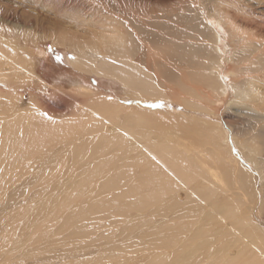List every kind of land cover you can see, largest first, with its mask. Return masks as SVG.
<instances>
[{
    "label": "bare ground",
    "instance_id": "6f19581e",
    "mask_svg": "<svg viewBox=\"0 0 264 264\" xmlns=\"http://www.w3.org/2000/svg\"><path fill=\"white\" fill-rule=\"evenodd\" d=\"M48 1L0 9V264H264V0ZM48 37L118 94L62 104Z\"/></svg>",
    "mask_w": 264,
    "mask_h": 264
},
{
    "label": "rangeland",
    "instance_id": "374dc122",
    "mask_svg": "<svg viewBox=\"0 0 264 264\" xmlns=\"http://www.w3.org/2000/svg\"><path fill=\"white\" fill-rule=\"evenodd\" d=\"M0 1L2 2L0 5V9L3 8L5 5H7V8H11L14 6H17L18 8H22L25 11V16H27L29 19H32L33 21L39 22V25L41 24V26L43 28L42 29L43 31H42L41 28L39 27L40 28L39 30L41 32H44L45 30H46V32L47 31L50 32L52 30L53 32L59 33V30H60V32L61 31L63 32V31L68 30V28H71L70 23H67L66 22L67 20H65V19H67L64 16L65 15L64 13H66V12L63 13V11H65V10H62L61 12L57 8H56V10H54L53 5L52 4L50 5L48 0H41V2H40V0L39 1L34 0V2L32 1V3L30 1V3L29 2L26 3L25 7H24V4H20L21 0H0ZM24 1H26V0H24ZM51 8H53V9H51ZM38 12H39V14H37ZM68 12L72 13V11H69V10H68ZM40 14L43 16H41ZM33 15H34V17H33ZM61 15H63L64 17ZM36 16L38 17V19H36L37 18ZM58 20H60L59 21L60 23L58 22ZM53 23H55V24H53ZM64 23H66V24H64ZM42 24L44 25V27ZM54 25H56L57 27L59 26V28H62V29H59V28L57 29L56 27H53ZM56 33H50L51 34L50 37H52V34L54 35ZM33 35L36 36L37 34H33ZM50 37L43 38V39H36L35 40L36 43L34 40H30V41L24 40V41L18 42L16 45L19 46V51L21 54H24L27 56L30 55L29 57L35 58V62H36L35 68L36 69L39 68L37 70V73L44 80H46L48 83H50V84L52 83L51 90L59 91V95H60L59 101L63 102L62 104H64L65 101L68 102V101H72L74 99L76 101H78V100L83 99L82 97H84V96L80 93V90L77 89V88H79L78 85L74 84L76 81H82L87 86L93 88L95 91H98V92H101V91L103 92L105 90V91L113 92L115 95L118 94L119 89H120L119 84L112 82L111 80L104 79L103 77L101 78V77H98V76L93 75V74L83 73V72L73 68L72 66H70V64L68 62V58H69V56H72V54L67 49H65L64 47H59V46L53 44V40ZM57 57H59V59H57ZM42 74L44 76H42ZM54 88H58V89H54ZM57 95H58V93H57ZM63 98H64V100H63ZM42 99L43 98H41L40 101L43 102ZM145 103H147V102H145ZM62 106H60V107L62 108ZM42 107L44 108V105ZM50 107L51 106H48V108H50ZM60 107H58V109L53 107L54 110L50 109L49 112L52 114H58V115H63L65 113L69 112L68 109L65 110L66 107H63L65 109H63V108L61 109ZM225 110H226V106L224 105L221 107V109L219 111V116H213V117H214V119H221L223 121V123L226 125V123H225L226 117L229 116L230 114L227 115L226 112H224ZM238 120L241 121L240 119H238Z\"/></svg>",
    "mask_w": 264,
    "mask_h": 264
},
{
    "label": "snow or ice",
    "instance_id": "6c2138e0",
    "mask_svg": "<svg viewBox=\"0 0 264 264\" xmlns=\"http://www.w3.org/2000/svg\"><path fill=\"white\" fill-rule=\"evenodd\" d=\"M57 59H59V57H57Z\"/></svg>",
    "mask_w": 264,
    "mask_h": 264
}]
</instances>
